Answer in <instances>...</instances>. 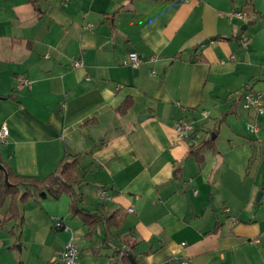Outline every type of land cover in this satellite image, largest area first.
Masks as SVG:
<instances>
[{
  "label": "crops",
  "instance_id": "obj_1",
  "mask_svg": "<svg viewBox=\"0 0 264 264\" xmlns=\"http://www.w3.org/2000/svg\"><path fill=\"white\" fill-rule=\"evenodd\" d=\"M249 88L264 92V0H0V161L44 178L78 154L82 206L113 216L90 233L70 195L30 197L16 231L8 197L0 264H63L72 231L79 264H128L123 246L138 264H264V114L249 131Z\"/></svg>",
  "mask_w": 264,
  "mask_h": 264
},
{
  "label": "trees",
  "instance_id": "obj_2",
  "mask_svg": "<svg viewBox=\"0 0 264 264\" xmlns=\"http://www.w3.org/2000/svg\"><path fill=\"white\" fill-rule=\"evenodd\" d=\"M32 2L37 5V0H32ZM129 106V102L124 103L121 110L124 112ZM211 146L212 141L207 140L198 149L201 150ZM69 157V154L66 153L58 163L57 169L44 178L18 175L1 161L5 170H0V175L3 177L0 183V208L4 206L8 197H11L9 211L12 213L10 219H15L14 230L20 231L21 226L24 224V215L20 211V205L26 203L30 197L35 199L48 196L58 198L63 193L71 196V213L81 217L90 233L94 231L100 222L105 221L108 227L112 224L111 219L113 216L105 217L82 206V195L75 188L80 183L77 170L79 155L76 154L72 159ZM6 173L9 177L8 183L5 181ZM129 254L132 253L121 256V259L128 264H132Z\"/></svg>",
  "mask_w": 264,
  "mask_h": 264
},
{
  "label": "built area",
  "instance_id": "obj_3",
  "mask_svg": "<svg viewBox=\"0 0 264 264\" xmlns=\"http://www.w3.org/2000/svg\"><path fill=\"white\" fill-rule=\"evenodd\" d=\"M186 1H190V0H186ZM229 18L230 20H233L234 18H238L243 21H248L250 20L251 15L245 10H234L229 13ZM88 26L92 27L93 24H89ZM242 44L243 45L247 44L246 38L242 39ZM151 59L155 61L156 56H152ZM143 62L144 59L137 52L129 53V59L127 61L129 65L139 66ZM74 65L80 66L82 65V61L76 60ZM151 75L154 76L157 75V72L154 68L151 69ZM28 82L29 80L26 77L19 78L17 87H20L21 85H24ZM241 99L244 108L255 110L256 117L247 122V129L251 132H256L260 128V121L258 120L257 116L264 114V92L254 88H249L242 93ZM203 115L207 116L208 111H203ZM175 130L177 133L178 140H188L193 136L196 130V124L193 120L183 117L176 121ZM8 136H9V128L8 125L4 123L0 127V144L4 143L7 140ZM97 193L102 200L104 201L111 200L112 195L108 188L101 186L98 188ZM131 211H133V208H131ZM58 225L61 227L63 226V223L60 220H58ZM64 228L69 230V228L66 226H64ZM2 245H3L2 240L0 239V247H2ZM127 254H128L127 246H123L120 251V256H125ZM57 258L63 264H79V260H80L79 240L77 235L73 231L71 232L70 238L65 242L63 249L58 251ZM174 260H177V257L169 256L165 262L170 263ZM181 264H191V262L188 259H183L181 260Z\"/></svg>",
  "mask_w": 264,
  "mask_h": 264
},
{
  "label": "water",
  "instance_id": "obj_4",
  "mask_svg": "<svg viewBox=\"0 0 264 264\" xmlns=\"http://www.w3.org/2000/svg\"><path fill=\"white\" fill-rule=\"evenodd\" d=\"M246 27H247V25H244V28H246ZM215 39H216V37H212V38L206 39V40H204L202 42V45L203 44H207L211 40H215ZM0 99H1V97H0ZM213 137H214V135H213ZM0 170H5V167H4V165L2 164L1 161H0ZM5 181L7 183L9 182V177H8V174L7 173L5 174ZM260 195H261V192L259 193L258 198L260 197ZM129 259L131 260L132 264H138L133 254H129Z\"/></svg>",
  "mask_w": 264,
  "mask_h": 264
},
{
  "label": "rangeland",
  "instance_id": "obj_5",
  "mask_svg": "<svg viewBox=\"0 0 264 264\" xmlns=\"http://www.w3.org/2000/svg\"><path fill=\"white\" fill-rule=\"evenodd\" d=\"M2 244H3V242H2ZM3 245H4V249H6V248H7V246H8L7 244H3Z\"/></svg>",
  "mask_w": 264,
  "mask_h": 264
}]
</instances>
